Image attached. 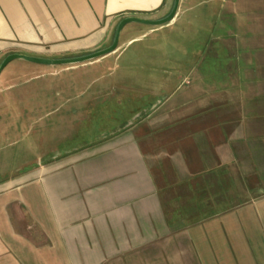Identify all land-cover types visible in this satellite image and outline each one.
Segmentation results:
<instances>
[{"label": "crops", "instance_id": "crops-1", "mask_svg": "<svg viewBox=\"0 0 264 264\" xmlns=\"http://www.w3.org/2000/svg\"><path fill=\"white\" fill-rule=\"evenodd\" d=\"M219 1L216 75L194 65L181 95L147 107L149 83L122 124L0 179V264H264V0ZM173 2L0 0V63L95 52L122 18L156 20ZM198 4L180 0L147 30L126 24L119 46ZM39 66L13 59L0 81Z\"/></svg>", "mask_w": 264, "mask_h": 264}, {"label": "rangeland", "instance_id": "rangeland-1", "mask_svg": "<svg viewBox=\"0 0 264 264\" xmlns=\"http://www.w3.org/2000/svg\"><path fill=\"white\" fill-rule=\"evenodd\" d=\"M199 1L167 27H150L161 31L135 38L123 49L118 43L113 52L92 63L20 68L13 72V88L7 87L10 81H0V112H5L0 117V179L56 149L93 139L97 130L122 124L136 107V101L125 100L140 96L149 83L156 86L148 85L152 93L142 96V105L147 107L162 95H181L186 86L181 81L194 65L216 75L219 60L211 50L217 51L220 1ZM130 26L135 31L149 29L138 23ZM93 63L100 64L88 67ZM12 91L13 104L5 106ZM49 109L54 110L45 114ZM12 110L13 117L7 116ZM88 111L93 120L85 115Z\"/></svg>", "mask_w": 264, "mask_h": 264}, {"label": "water", "instance_id": "water-1", "mask_svg": "<svg viewBox=\"0 0 264 264\" xmlns=\"http://www.w3.org/2000/svg\"><path fill=\"white\" fill-rule=\"evenodd\" d=\"M179 2L180 0H174L173 6L170 12L166 16L156 19V20L141 18L137 16H126L122 18L118 22L115 28L112 42L110 43V45H108L107 47L103 49L97 50L95 52H91L89 54H84V55L69 57V58H43V57H38V56H29L25 54L13 53V54L7 55L2 60V62L0 63V72L11 60L17 59V58L23 59L29 62L37 63V64H43V65H73V64H79V63H84V62L95 60L106 54H109L110 52L116 49L120 32L126 24L132 23V22L146 24L150 26H161V25L167 24L174 18L177 12V9L179 7Z\"/></svg>", "mask_w": 264, "mask_h": 264}, {"label": "trees", "instance_id": "trees-1", "mask_svg": "<svg viewBox=\"0 0 264 264\" xmlns=\"http://www.w3.org/2000/svg\"><path fill=\"white\" fill-rule=\"evenodd\" d=\"M114 36V35H113Z\"/></svg>", "mask_w": 264, "mask_h": 264}]
</instances>
